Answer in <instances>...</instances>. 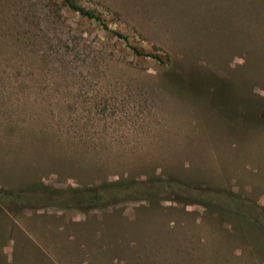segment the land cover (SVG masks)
<instances>
[{"label": "rangeland", "instance_id": "obj_1", "mask_svg": "<svg viewBox=\"0 0 264 264\" xmlns=\"http://www.w3.org/2000/svg\"><path fill=\"white\" fill-rule=\"evenodd\" d=\"M74 1L139 55L58 1L0 0V188L168 179L249 221L174 194L26 209L13 221L50 260L14 230L25 254L10 241L0 264H264V47L249 69L242 0Z\"/></svg>", "mask_w": 264, "mask_h": 264}, {"label": "trees", "instance_id": "obj_2", "mask_svg": "<svg viewBox=\"0 0 264 264\" xmlns=\"http://www.w3.org/2000/svg\"><path fill=\"white\" fill-rule=\"evenodd\" d=\"M58 1L61 6L65 7L71 12L76 13L79 17L93 21L101 30L105 33L110 34L120 40H122L135 54L139 55V52L135 47L128 44L126 37L120 33L111 30L107 27L105 21L101 15L93 10L86 9L78 5L74 0H53ZM242 13H243V36L245 37V51L247 50V57L245 58V65L250 69L254 67L263 68L262 64L259 65V55L253 53L255 50H261L264 47V0H242ZM256 37V38H255ZM159 63L163 64L164 61H168V56L165 55L164 58L160 56L149 55ZM261 62V61H260ZM171 180H152V181H140L135 182L134 180L130 181H113L109 183H101L98 185H81L76 188L66 187L63 189H56L52 187H47L43 185L39 180L38 181H25L20 184L11 186V188H0V211H6L10 216H8L9 227H6L9 237H3L2 242L0 243V248L3 244L8 242H13V251L22 250L23 255L24 247L11 236V232L14 230L20 234L24 239L26 248L36 251L37 260H47L49 261V256L39 250V247L35 242H33L30 237L26 236L21 230L15 220L17 213L23 210H36L38 208L46 207H56L62 209L73 208L79 211L82 214H87L90 211L101 210L109 205H113L117 202L122 201H144L152 202L153 200L159 201H170L172 200L170 195L174 194L179 196L182 200L181 202L184 205H200L205 208V211L208 215H214L216 218H224L227 215L244 218L249 221L247 218L243 217V213L237 212L234 210H229L228 207L214 205L210 200V194L207 192L199 193L200 200L193 199L195 195V190L191 187L180 186L177 183H174L178 188L172 189L171 193L166 189L171 187ZM165 188V189H164ZM164 189V191H163ZM169 194V196H168ZM222 194H216L220 196ZM170 199V200H169ZM17 208L18 212L14 209ZM24 212V211H23ZM252 220L253 216L250 217ZM76 225H79L76 224ZM70 238H73L72 236ZM74 244L78 245V241L75 239ZM119 245H123V242L119 240ZM82 244H79L81 247ZM86 248V245H83ZM14 255V254H13ZM22 256V258H24ZM101 259V256L99 257ZM113 258V257H112ZM110 259L108 264H112ZM1 264H22L13 256L10 260H7L5 257H2ZM23 264H31L26 262Z\"/></svg>", "mask_w": 264, "mask_h": 264}]
</instances>
